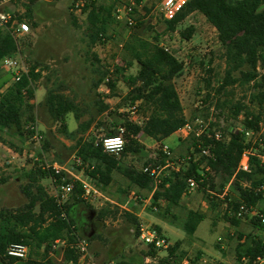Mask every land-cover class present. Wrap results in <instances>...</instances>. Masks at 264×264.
<instances>
[{
  "label": "trees",
  "instance_id": "trees-1",
  "mask_svg": "<svg viewBox=\"0 0 264 264\" xmlns=\"http://www.w3.org/2000/svg\"><path fill=\"white\" fill-rule=\"evenodd\" d=\"M31 0L27 5L26 20L34 29L38 22L32 11L34 7ZM119 0L111 5H97L96 0H90L83 8L87 16L88 31L90 34V48L97 43H107L111 26L116 21L114 11ZM128 1V0H127ZM145 0H134L136 7H140ZM32 5V6H31ZM136 8L134 9V14ZM193 14L205 17L218 33L219 43L224 51L226 63L225 75L219 86L215 89L211 78L206 79L207 92L203 104L214 110L224 109L229 105L221 97L229 95V89L242 88L249 93L250 106L257 107L261 113L255 115L250 107L245 105H232L230 111L234 120L241 115V127L244 131H259V125L264 120V0H191L187 6L172 21H166L164 35H173L178 27ZM140 20L133 28H140ZM127 26V25H126ZM130 28V29H133ZM195 34L193 27L183 31L180 35L184 40H191ZM159 38L154 43L133 35L123 45L124 56L117 57L113 72L110 68H102L100 78L95 83L94 89L98 90L107 77V85L111 91L115 83L128 84L130 92L128 100L131 105L141 102V111L145 112L147 121L143 126H136L130 121L123 124L126 141L125 152L120 159L104 152L101 141L90 142L83 137L92 128L95 119L81 123L78 130L69 131L67 118L72 115L76 121L80 120L79 108L74 101L59 93L56 89L47 91L46 105L51 118L60 123L65 137L75 142L69 150L83 162V167H78L80 175L89 179L96 187L108 188L114 182V174H120L128 181L129 190H139L152 194L150 211L160 213L161 216H171L168 210L181 208L184 195L188 188V180L194 178L203 180L202 193L210 201L213 209L217 208L218 197L222 196L226 206L224 221L233 227H240L244 219L248 218L259 205L264 202V167L256 157L250 159L248 172L239 171L245 150L253 148L257 154H264V142L252 145L246 143L244 134L232 133L227 143L216 142L206 136L197 139L191 136V149L199 145L210 148L211 158H203L200 162L191 163L182 169L181 173L170 172L162 177V184L155 190L154 181L144 174L137 165H125L128 156H139L145 148L139 142L140 137H147L163 146V142L177 134L187 123L184 108L175 86V80L184 73V64L170 51L158 46ZM21 41L18 42L8 32L0 30V63L8 57H13L19 52ZM138 65L136 75H128V70ZM201 66L204 63L201 62ZM39 65L33 66L27 75L18 83L0 84V143L4 144V134L13 135L22 141L34 136L37 129L35 115V83L41 78L37 71ZM112 69V68H111ZM212 70L208 73L211 75ZM115 77L112 79V77ZM116 81V82H115ZM215 100V105L212 103ZM98 114H105L109 107L98 103ZM213 104V105H212ZM206 119L209 116H205ZM196 119V118H195ZM194 119V120H195ZM212 127H217L212 124ZM218 128V127H217ZM119 132L111 131L106 137H115ZM159 151V161L149 160L153 167H164L166 157ZM39 166V165H38ZM35 167L25 179L28 184L22 189L28 203L21 209L10 210L2 205L0 199V264H54L50 257L57 254L53 245L57 241H65L67 248L62 250V264H79L80 255L75 249L70 248L77 243V237L91 242L95 237L88 238L84 224L96 214V219L102 221L112 214L108 209L96 211L89 203L83 200V189L80 182H74V191L70 201L64 206H58L55 199L41 185V181L57 179L60 184L71 183L72 179L64 173L55 177L43 171L42 167ZM147 166V164H146ZM203 167H209L211 172L206 173ZM216 179L221 181L220 191H216ZM55 184V183H54ZM56 185V184H55ZM228 187V190L226 188ZM162 202V204H161ZM163 204L166 206L164 211ZM153 208H157L154 211ZM244 210H241V209ZM65 213V218H62ZM118 213V208L115 214ZM263 213V212H260ZM125 220L136 227V237L139 239L141 220L131 212H124ZM171 224L183 230L189 236H194L206 216L195 211H188L185 220L179 223V218L172 215ZM254 229L264 233V225L258 217L251 221ZM160 232L158 228H156ZM86 232H88L86 230ZM240 241L242 237L240 236ZM23 244L30 248L29 258L26 261L10 260L6 257L11 245ZM181 244L172 246L164 256L159 257L152 246L145 245L139 254L128 259H122L117 264H145L147 258H158L156 264H182L183 253H180ZM42 251L41 260H33L35 252ZM238 261L248 260L253 264L258 258H264V241L258 237H248L236 249ZM111 262V261H110ZM108 263V262H106ZM154 264V263H153Z\"/></svg>",
  "mask_w": 264,
  "mask_h": 264
},
{
  "label": "rangeland",
  "instance_id": "rangeland-1",
  "mask_svg": "<svg viewBox=\"0 0 264 264\" xmlns=\"http://www.w3.org/2000/svg\"><path fill=\"white\" fill-rule=\"evenodd\" d=\"M73 0H37L32 5V11L38 22V28L31 27V34L21 40L20 58L28 71L39 65L38 72L41 78L35 83V115L37 118V130L42 137L37 142L32 137L27 140L4 134V144L0 143V199L6 209L17 210L23 208L28 200L22 193V189L29 183L25 179L35 167H42L46 162L64 169V175L72 178L81 176L75 164L76 157L71 150L75 142L68 140L62 133L60 123L54 122L46 105L47 91L56 89L65 97L75 102L79 108L80 120L74 116L67 118L69 131L78 130L81 123L90 119L95 122L83 137L90 142H99L111 132H118L123 124L129 120L128 109L132 106L128 100L130 87L123 82L115 83L114 91H111L107 83L98 90L94 89L95 83L100 78L101 67L113 69L117 57L124 56L123 45L131 36L153 42L159 38V47L168 49L180 62L184 64L183 75L175 80V86L180 96L185 115L188 120L195 118H213L214 124L223 132L240 129L241 120H234L231 114L232 105H245L255 115L261 111L250 106L249 93L242 88L233 87L227 94L221 97L229 105L221 110H214L202 106L199 108L200 97L207 92L206 79L211 78L213 88H217L222 82L226 63L224 51L218 40L216 29L208 23L201 14H193L185 20L173 35H164L166 25L162 12L164 0H145L140 7H136L134 19L136 24L142 21L140 28H128L125 24L115 23L111 26L107 43H97L90 48V34L88 31L87 16L73 9ZM115 0H96L97 5H111ZM31 0L29 1L30 4ZM27 3L9 7L10 12L20 9L26 10ZM31 5V6H32ZM195 29L191 40H184L181 33L189 28ZM201 62L204 66H201ZM138 65L128 70V75H136ZM213 72L210 75L208 70ZM115 78L114 76L112 79ZM111 79V78H110ZM0 84L10 85L15 83L11 73L5 71L0 64ZM116 82V81H115ZM98 103L109 107L105 114H98ZM215 105V100L212 102ZM212 104V105H213ZM198 107V108H197ZM146 116L145 112H142ZM264 117V114H263ZM139 142L145 150L139 156H128L125 165L137 167L152 166L149 160L159 161L161 146L150 138L140 137ZM169 146L177 157H185L189 154L192 141L190 138L182 141L180 134H175L164 143ZM162 151V150H161ZM118 174L114 184L104 189L97 186L99 198L91 205L96 211L108 209L112 212L102 221L94 217L88 219L85 229L93 231L95 240L89 242V251L99 263L114 262L117 264L122 259H128L139 254L145 245L136 237V227L125 220L124 212L142 214L141 223L158 228L161 235L165 236L172 246L180 242V253L184 254V261L189 264H249L248 260L238 261L236 249L248 237H258L264 241V233L256 231L251 223L253 214L244 219L240 227L236 228L224 221L226 206L222 196L218 197V207L213 209L210 201L200 192L183 199L181 208H172L168 213L179 218L182 223L188 211H195L206 216L194 236H189L180 228L172 226V217L161 216L160 213L150 211L152 195L139 190H129L128 181ZM221 181L216 179V191H220ZM50 195L53 194V185L50 180L41 181ZM228 190V187L226 188ZM164 214L166 206L163 204ZM118 208V213L115 211ZM264 212V202L255 210ZM90 229H92L90 231ZM240 236L242 241H240ZM87 237V236H86ZM68 244L66 243V246ZM59 245L57 254L50 257L54 264L63 263V252L66 247ZM67 248V247H66ZM42 251L35 252L33 260H41ZM164 255H162L163 257ZM254 261L253 264H264ZM183 261V262H184ZM182 262V264H184ZM87 264V262L85 263Z\"/></svg>",
  "mask_w": 264,
  "mask_h": 264
},
{
  "label": "built area",
  "instance_id": "built-area-1",
  "mask_svg": "<svg viewBox=\"0 0 264 264\" xmlns=\"http://www.w3.org/2000/svg\"><path fill=\"white\" fill-rule=\"evenodd\" d=\"M30 0H0V30H4L8 32L11 36L14 37L15 40L20 42L22 39H25L27 36L31 34V26L26 20L25 16L27 14L26 10H18L16 12H10L9 7L16 6L20 4L27 3L29 4ZM90 0H73L72 6L78 12H82L85 5ZM191 0H164L162 12L164 19L166 21H172L175 17L180 13L190 2ZM136 8V4L134 0H119L118 4L114 11V17L117 22L127 25L128 28H133L135 26L134 19V9ZM168 51V49H166ZM21 47L19 48V52L13 56L5 58L0 64L3 69L8 73H11L15 83L21 81L22 77L28 74V69L25 66L23 60L20 58ZM119 61L117 60L116 63ZM110 72H113V69H110ZM110 77H107L104 83H109ZM202 94H206L203 92ZM205 97V95H204ZM204 97H200V103L197 106L201 109L204 106L203 99ZM197 107V108H198ZM129 120L132 124L136 126H143L147 121L145 115H143L141 111V102H135L128 109ZM214 123L213 118H196L193 121H188V123L178 132L181 135L182 139H188L191 136H195L197 139H200L203 136H206L208 139L215 140L216 142L227 143L230 141V135L224 134V132L217 128L212 127ZM118 135L115 137H106L101 139V144L104 149V152L110 156H113L117 159H120L125 152L126 141L123 138L125 134V129L120 128L118 131ZM243 133L245 137L246 143H251L252 145L264 142V120L259 125V131H244L242 127L240 129L232 130V133ZM115 138H120L121 144L110 143ZM37 142H40L42 137L40 133L36 129V133L33 136ZM162 153L166 157L165 166L164 167H153V166H145L142 168L144 174H147L154 181L155 190L162 184V177L167 176L169 171L175 173H181L182 169L186 166H189L191 163L200 162L203 158H211L210 148H204L201 145L197 147V149H191V152L185 157H177L174 155L171 148L167 145L162 146ZM251 157H256L260 165L264 167V154H257L253 148L245 150L243 153L241 162L239 164V171L248 172L250 169V159ZM75 164L77 167H83V162L79 158H74ZM206 173H210L211 170L209 167H203ZM42 170L53 174L55 177H59L63 174L64 169L59 166H53L49 163H45L42 165ZM71 183H65V179L61 181L60 184H57V179L50 180L53 185V194L51 195L58 206H64L70 201L71 195L74 191V182H80L83 189V200L93 205L99 198L97 187L85 176H73ZM56 185H55V184ZM201 183L203 180H196L191 178L188 180V188L184 195V199L192 196L196 192L201 189ZM154 211H157V208H153ZM241 210H244L243 208ZM132 214L136 215L134 212L127 210ZM253 217H258L261 220V224L264 225V212L258 213L256 211L252 212L251 215ZM138 217V215H136ZM62 218H65V213H62ZM139 218V217H138ZM140 235L139 241L147 246H152L154 250L158 253V256L166 254L169 249L172 247L169 240L165 238V236L161 235V233L152 228L151 226H147L143 223L140 225ZM59 245L66 246L65 241H57L53 245V249L57 251ZM67 247V246H66ZM64 247V248H66ZM70 248L75 249L80 255L79 264H115L114 262L110 263H99L93 255L89 251V245L86 239L77 237V243L72 245ZM30 248L23 244H15L11 245L6 253V257L10 260L16 261H26L29 258ZM158 257V258H159ZM158 258H147L145 260V264H156L158 262ZM262 259L258 258L256 262H261ZM201 262L203 264H207L208 261L206 259H202ZM184 264H189L188 261H184Z\"/></svg>",
  "mask_w": 264,
  "mask_h": 264
},
{
  "label": "crops",
  "instance_id": "crops-1",
  "mask_svg": "<svg viewBox=\"0 0 264 264\" xmlns=\"http://www.w3.org/2000/svg\"><path fill=\"white\" fill-rule=\"evenodd\" d=\"M1 81V80H0ZM184 114H185V111H184ZM186 116V115H185ZM177 134H179V133H177ZM145 138H147V137H145ZM154 141V140H153ZM166 141V140H165ZM165 141L162 143L163 145H165L164 143H165ZM182 141H184V139H182ZM155 142V141H154ZM156 143V142H155ZM120 175V174H119ZM117 177H118V174L116 173V174H114V176H113V178H114V182H115V179H117ZM114 182H113V184H114ZM127 182V181H126ZM144 192V191H143ZM152 195V194H151ZM161 204H162V202H161ZM136 215H138V217L140 218V220H141V216H142V214H140V213H136Z\"/></svg>",
  "mask_w": 264,
  "mask_h": 264
},
{
  "label": "water",
  "instance_id": "water-1",
  "mask_svg": "<svg viewBox=\"0 0 264 264\" xmlns=\"http://www.w3.org/2000/svg\"><path fill=\"white\" fill-rule=\"evenodd\" d=\"M93 217H94V216H92L91 218H93ZM85 225H86V223L83 225L84 228H85ZM91 230H92V229H90V231H91ZM87 231H88V232H86V230H85L86 235H88L87 237H88V238L93 237V234H94L93 231L90 232V235H89V229H88Z\"/></svg>",
  "mask_w": 264,
  "mask_h": 264
},
{
  "label": "clouds",
  "instance_id": "clouds-1",
  "mask_svg": "<svg viewBox=\"0 0 264 264\" xmlns=\"http://www.w3.org/2000/svg\"><path fill=\"white\" fill-rule=\"evenodd\" d=\"M110 143H114V144H121L122 141L120 138H115L114 140H112Z\"/></svg>",
  "mask_w": 264,
  "mask_h": 264
}]
</instances>
